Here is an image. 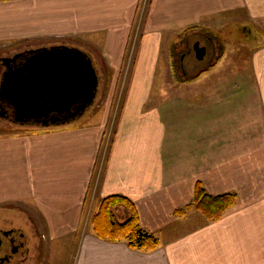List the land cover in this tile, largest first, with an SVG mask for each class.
<instances>
[{"label":"crops","instance_id":"obj_1","mask_svg":"<svg viewBox=\"0 0 264 264\" xmlns=\"http://www.w3.org/2000/svg\"><path fill=\"white\" fill-rule=\"evenodd\" d=\"M142 1L0 0V45L15 46L10 56L66 45L90 55L97 69L104 61L107 71L131 72L102 171L114 92L99 127L0 136V223L10 211L18 217L11 221L15 229L37 232L26 264H48L51 252L55 257L72 245L76 264H264V44L250 57L253 80L229 95L201 78L210 63L194 78L163 80L161 88L174 87L175 94L165 90L154 102L150 96L161 48L172 56L192 33L229 22L262 33L264 0H150L136 53L126 63ZM167 65L168 72L180 71ZM196 182L211 195L235 193L236 204L209 224L198 212L175 215L191 203ZM112 195L133 202L157 249L136 251L84 228L92 200Z\"/></svg>","mask_w":264,"mask_h":264},{"label":"rangeland","instance_id":"obj_2","mask_svg":"<svg viewBox=\"0 0 264 264\" xmlns=\"http://www.w3.org/2000/svg\"><path fill=\"white\" fill-rule=\"evenodd\" d=\"M148 3L149 0L142 1L143 7L139 11L135 25L133 27L134 36L129 40V50L126 56V63L129 62L130 58L133 59V55H135L136 53L135 50L137 49L138 38L142 32L143 21L148 9ZM243 30H247V32L242 33ZM206 34H210L211 37H214L215 43L218 45V49H221L218 52L220 54V57L215 59L216 52H212L208 56H205L204 61H200L195 58L192 46L195 42L198 41L200 42V45H203L205 41L202 38V35ZM227 37H230V39H228ZM188 41L189 53H187L183 59H181L180 54H178V51L182 50L184 47L182 45L180 46L176 44L173 47L172 56H170L169 53L170 48L167 49V47L164 46L160 49V51L158 50L160 55H158L157 58V69L154 74V82L152 88L150 89V96L154 100L151 101L154 102L155 98H158L160 97V95L165 94V90L169 91V93L175 94L176 88L174 87L161 88V83H163V80L194 78L198 74L199 69H204L210 63V72L201 73L200 71L199 74L202 75L201 78H203L205 81H209L208 83L211 84L213 89H216L217 93L229 95V93L236 91V87H242L244 84H249L253 80V73L250 71V57H252L251 54L254 49L264 44V32H257L252 26L247 25L246 23L229 22L223 24L220 29L217 27H214L213 29L202 28L200 31L192 33L188 38ZM176 46H180V48H178V50H175ZM15 49L16 48L14 45H0V63L2 57L10 56V54L16 51ZM169 62L173 63V65L177 64L178 67L173 66V68L174 70L177 69L180 71H166V67L169 68L167 65ZM104 63V61L101 62V64L105 65ZM216 63L217 65H215ZM101 64L98 61L97 74L99 78V84L96 97L93 103L85 110V112L80 117H77L74 120L67 121L65 123L41 126L30 123L21 125L15 122H11L12 120H9L0 115V136H6L7 140L27 138V136L37 138L39 136L47 135L49 134V132H52L54 130H62L69 127H78L80 125H85L88 127L92 126L95 128L99 127V122L101 120L104 121L108 113V97H110V94L114 92V101L110 105L112 109H110L111 113L109 112V119L107 120L106 130L104 133L105 137H103L102 150L99 158V162H101L99 167H101L100 170L102 171L105 161L108 157L111 144L113 142V137L116 133V127L121 113L123 100L126 95V86L130 79L131 72L128 69L123 70L122 72L107 71L106 66H103ZM118 79H120V82H117ZM117 83L118 86L113 88V85ZM224 85L226 86L225 88ZM17 143L20 142L18 141ZM24 147L30 146L25 145ZM23 174L24 182L26 185V176L28 174L27 169L23 170ZM27 178L29 182L30 178ZM201 185L203 187L202 183ZM97 204V200H92L91 214L87 217V223L85 224L84 228H88L90 218L95 212ZM187 206L181 209H185ZM191 211L197 213V211L195 210H190L187 213ZM10 213L11 212L9 211V215L7 216L8 221H3L2 223H0V230L7 231L10 228L17 227L18 223L12 224L11 221L17 219L18 217L17 215H10ZM115 213L116 218L119 222H123L125 220L124 215H121V213L123 214V212H120L119 209L117 210V212L115 211ZM187 213L185 215H187ZM199 215L201 214L199 213ZM201 220L206 224L211 223L210 221H207L202 215ZM21 231L25 236L33 233L32 231H27L25 227ZM68 247L69 246L63 247L61 253L55 256L56 258L53 257V253L51 252V255L48 257V264H76L78 252L75 251L76 249H74V245H72V247ZM30 259H33V256L30 257ZM30 264H36V261H33Z\"/></svg>","mask_w":264,"mask_h":264},{"label":"water","instance_id":"obj_3","mask_svg":"<svg viewBox=\"0 0 264 264\" xmlns=\"http://www.w3.org/2000/svg\"><path fill=\"white\" fill-rule=\"evenodd\" d=\"M192 49L197 60L204 59L206 50L199 42ZM20 57L18 65L2 73L0 82V100L12 109L15 123H65L80 117L93 103L99 78L87 53L57 45L27 50L9 61Z\"/></svg>","mask_w":264,"mask_h":264},{"label":"trees","instance_id":"obj_4","mask_svg":"<svg viewBox=\"0 0 264 264\" xmlns=\"http://www.w3.org/2000/svg\"><path fill=\"white\" fill-rule=\"evenodd\" d=\"M236 201L235 193L211 195L198 182L194 185L191 203L185 209L176 210L174 214L184 216L188 211L195 210L207 221H218L236 204ZM118 209L125 211L123 222L116 218L115 211ZM89 226L97 238L109 242H125L130 249L136 251L148 252L159 247L157 237L139 224L133 202L121 195H112L100 200L90 218Z\"/></svg>","mask_w":264,"mask_h":264},{"label":"flooded vegetation","instance_id":"obj_5","mask_svg":"<svg viewBox=\"0 0 264 264\" xmlns=\"http://www.w3.org/2000/svg\"><path fill=\"white\" fill-rule=\"evenodd\" d=\"M204 39V44L200 45L204 47L206 50L205 56H208L212 52L218 50V45L215 43V40L211 36L204 35L202 36ZM199 42V41H198ZM200 43V42H199ZM185 46V44L183 43ZM176 50V49H175ZM185 53H189V46L186 45L184 49ZM182 50L178 51L180 54V58L183 59L184 55ZM18 55V54H17ZM16 55H12L9 57H2L0 63V82H1V71L4 68H11L12 66L18 65L22 58H16L13 62H10L9 59L15 57ZM204 56V58H205ZM74 112L75 109H72ZM0 115L12 120V109L2 100H0ZM61 118V116H60ZM14 229V230H13ZM16 230V231H15ZM37 232H33L30 235L25 236L22 231L19 229H9L7 231L1 230V244H0V264H26L29 258L31 257L30 249H29V241L31 239H37Z\"/></svg>","mask_w":264,"mask_h":264}]
</instances>
